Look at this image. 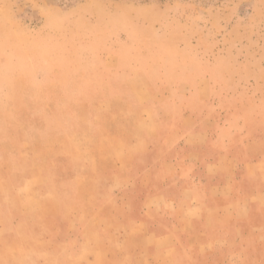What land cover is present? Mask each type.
Segmentation results:
<instances>
[{
	"label": "rangeland",
	"instance_id": "rangeland-1",
	"mask_svg": "<svg viewBox=\"0 0 264 264\" xmlns=\"http://www.w3.org/2000/svg\"><path fill=\"white\" fill-rule=\"evenodd\" d=\"M222 155L264 189V0H0V264H264V232L183 231L229 180L183 164Z\"/></svg>",
	"mask_w": 264,
	"mask_h": 264
},
{
	"label": "crops",
	"instance_id": "crops-1",
	"mask_svg": "<svg viewBox=\"0 0 264 264\" xmlns=\"http://www.w3.org/2000/svg\"><path fill=\"white\" fill-rule=\"evenodd\" d=\"M149 134L146 135V138L142 141L145 142ZM224 159L216 160L213 162H206L203 164L204 168H200L197 164L200 162L193 160L191 157H188L189 160L183 164V167L190 169L196 174H200L201 178H214L215 176L222 175L227 177L229 180L221 181L218 183V188L220 192L208 194L194 193L190 194L189 200L187 202V207L183 210V214L190 219L189 224L191 227L186 224H182L183 231L188 229L198 228V223H204L205 226L210 228H216L218 226L227 225L229 223L236 222L242 224V230L244 233H247L248 239L254 240L258 237H261L262 232H264V226L256 223L258 221V214L255 211L257 207H264V189L257 190L253 193H242L241 191L236 192L238 187V181H235L237 166H233V163L236 162L235 159L231 158L229 155H222ZM221 165L220 170H214V168ZM249 174V177L254 174L263 173L260 168H255ZM200 179V178H199ZM236 190V191H235ZM157 199V203L160 204L161 200L159 196L154 195L151 199ZM180 196L174 194L172 196L165 194L164 201H168L172 204L178 203ZM157 207L149 206L146 208V213H154ZM194 224V225H192ZM175 230H169V233L161 237H156V245H160L164 238L170 237ZM258 241V240H257ZM248 244L247 246H251Z\"/></svg>",
	"mask_w": 264,
	"mask_h": 264
}]
</instances>
